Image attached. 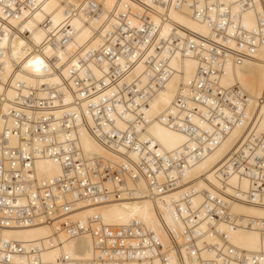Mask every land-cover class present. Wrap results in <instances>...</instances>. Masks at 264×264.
<instances>
[{
    "label": "built area",
    "instance_id": "built-area-1",
    "mask_svg": "<svg viewBox=\"0 0 264 264\" xmlns=\"http://www.w3.org/2000/svg\"><path fill=\"white\" fill-rule=\"evenodd\" d=\"M33 1L0 0L5 16L1 21L22 13ZM78 1L76 8L64 9V35H52L47 41L55 50L68 44L72 15L80 10L94 16L103 12L94 0ZM228 1L225 4L216 0H136L133 5L126 4L115 16L100 47L80 60V70H70L71 81L68 68L65 74L64 69L55 66L56 55L45 56V71L52 68L58 73L62 79L59 84L37 82V86L28 87L16 80L22 67L12 60L14 68L7 74L1 60L6 53L12 55V49H0V264H156L157 260L158 264H172L170 255L174 249L181 264H185L187 253L195 264H264V221L258 230L263 242L259 253L240 252L229 244L226 233L234 227H254L253 220L231 213L233 200L264 206L262 109L257 115V109L264 107V93L250 116V98L240 85L226 88L221 83L227 64H243L264 45V0ZM186 7L209 26L210 37L182 28L184 35L177 31L162 35V25L170 22L165 10ZM247 11L256 15L254 29L244 23ZM4 34L6 31L0 27V39ZM197 41L206 44L200 46ZM42 48L37 46L31 53L42 54ZM176 51L195 56L199 66L194 79L182 85L174 107L158 119L187 137L184 149L166 153L151 138L144 137L152 122V102L172 77L168 62L158 61L159 56ZM91 59L92 67L88 64ZM139 67L142 74L133 82L128 81L127 75H135ZM144 79L147 83L143 87ZM69 89L77 96L78 105L87 103L80 115L73 114L69 104L61 103ZM10 91L14 95L9 96ZM42 92L50 97L43 98ZM236 127L244 128L247 134L221 167L219 179L227 182L231 174H238L248 180L249 191L236 189L234 197L221 191L227 197L222 198L203 190L200 205L194 202V192L183 191L178 199L166 204L177 230L172 231L164 213H159L161 225L171 237L166 243L139 220L127 226H111L100 215L84 221L73 217L80 206L138 198L141 185L150 189L153 199L177 190L193 165L218 148ZM81 129L91 133L104 148L119 154L121 160L88 156L79 147ZM13 138L16 145H12ZM41 158L59 164L61 173L40 181L33 172ZM39 222L48 223L57 237L64 234L74 239L89 235L92 258L74 259L64 254L55 263H46L42 259V245L11 240L2 232L6 226L28 227ZM204 223L209 227L207 231L219 238L207 246L209 258H203V250L198 247ZM179 234L183 242L178 240Z\"/></svg>",
    "mask_w": 264,
    "mask_h": 264
},
{
    "label": "bare ground",
    "instance_id": "bare-ground-1",
    "mask_svg": "<svg viewBox=\"0 0 264 264\" xmlns=\"http://www.w3.org/2000/svg\"><path fill=\"white\" fill-rule=\"evenodd\" d=\"M94 1L100 5L103 12H100L99 16H94L87 14L84 10H80L79 14L72 15L69 21L68 44L64 49L59 50H55L50 44H47V41L52 35L58 38L64 35L62 30L65 26L66 17L64 9L66 6H69V9L76 8L79 3L78 0H34L22 13L9 17L8 21L4 23L1 19L5 16L0 9V27L6 31V35L4 34L3 38L0 39V49L4 47V49H12V55L6 53V56L2 57L1 61L4 62L3 70L7 71V74L10 73L14 68L12 60H16L22 69L17 72L15 78L23 83L25 82L28 87L31 85L37 86V82L39 84H59L62 79L58 73L54 72L52 68H48L47 72L45 71V56H53L54 54L57 57L55 66L61 67V70L64 69L65 74H67L66 69L68 68L69 80L71 81L70 70L72 68L80 70V66H82L80 60L88 58V54L92 49L100 47L103 43V38L115 22V16L124 10L126 4L133 5L136 0ZM216 1L225 4L229 3L228 0ZM205 6L203 4V8ZM160 12H164V10L161 9ZM165 12L170 18V22L162 25V35L169 36L174 31L184 35L186 31H191L204 37H210L209 26L197 20L192 9L186 7L183 10L170 9L165 10ZM46 21H50L48 28L44 26ZM156 21L158 22L159 19L156 18ZM244 23L249 29L256 27L257 18L253 11L244 13ZM181 28L186 31L184 32ZM197 44L201 46L206 43L203 44L202 41H197ZM37 46H43L42 54L31 53V50H34ZM164 56H167L168 59L164 58ZM164 56L160 55L158 61L164 60L168 62L172 77L165 89L158 90L152 102V108L149 112L152 122L147 127L148 134L144 138H151L163 152L172 153L185 148L187 137L177 129L164 125L158 119L162 118L164 113L168 112L171 107H174L173 104L180 91H182V85H187L190 80L194 79L199 61L195 56H184L181 51H176L174 54L165 53ZM252 57L254 58L248 59L240 65L227 64L226 72L221 76V83L224 87L229 88L234 85H240V88L249 96L250 106L248 112L250 116L255 113L258 101L264 93V45H261L252 54ZM92 60L94 59L88 62L91 67L94 65ZM121 64L124 65V58L121 59ZM141 69L142 67H139L135 75L129 73L127 80L132 81L139 77L142 74ZM141 82L143 87L147 83L145 79ZM72 85L75 89L78 88L74 83ZM12 95H14V92L10 91L9 96ZM41 96L43 98L50 97L45 92H42ZM76 98L77 96L69 89L61 103L69 104V110L73 114L80 115L82 107L85 108L87 103L83 102L82 106H80L77 104ZM261 109L263 113L262 126L264 127V107L260 106L257 109V115ZM60 115L61 112L57 113L58 117ZM244 130L242 127H236L218 148L214 149L201 161L195 163L177 190L153 199L150 196V189L145 185H141L142 192L138 198L113 201L101 205L80 206L75 209L73 217L84 221L90 216L100 215L104 223L111 226H127L132 221L139 220L143 222L147 229H154L159 234V238L166 243L167 239L171 237L170 235L168 236L162 227V218H160L159 213H164V219L171 224L172 231L177 230V225L169 217L166 204L171 199H178L183 191L191 190V192H194L193 198L196 205H200L203 202V190L217 194L222 198L227 197L222 195L221 191L231 197L236 196V189L244 192L249 191L248 180L238 174H231L227 182L225 177L223 178L225 182H221V179H219L222 177L219 173L221 167L226 164L229 157L232 156L244 140L247 134ZM78 140L80 149L90 157H103L106 160L115 162L121 160L119 154L104 148L91 133H87L84 129H81L80 139ZM12 141L14 142L12 145H16L14 138ZM131 157L135 159L136 155L132 153ZM33 173L40 181H45L58 176L61 173V167L48 158H41L36 161L35 172ZM232 202L231 213L243 219L253 220L254 227H234L227 230L229 244L240 250V252L259 253L263 248V242L258 230L259 225L264 221V206L246 204L237 200ZM189 225L191 226V224ZM208 228L206 223L201 224L200 231L203 232H201V239L198 240V247L203 250V252L201 250L203 258L211 256L210 250L206 251L207 246L213 245L219 240L215 233L207 231ZM2 232L6 238L11 240L42 245V259L46 263H55L57 258L64 254H68L74 259L82 260L91 259L93 256L92 239L89 235L74 239H70L64 234H60L57 237L54 236L52 227L45 222H39L28 227L6 226L2 229ZM178 240L183 242L180 234ZM177 254V250L171 251L170 261L172 264H181V258ZM194 254L196 256L198 253L195 252ZM184 260L185 264H195L191 260L190 253L185 254ZM158 262L160 261L157 260L156 264Z\"/></svg>",
    "mask_w": 264,
    "mask_h": 264
},
{
    "label": "rangeland",
    "instance_id": "rangeland-1",
    "mask_svg": "<svg viewBox=\"0 0 264 264\" xmlns=\"http://www.w3.org/2000/svg\"><path fill=\"white\" fill-rule=\"evenodd\" d=\"M84 130H86V129H84ZM86 132L88 133V131L86 130ZM92 135V134H91Z\"/></svg>",
    "mask_w": 264,
    "mask_h": 264
}]
</instances>
